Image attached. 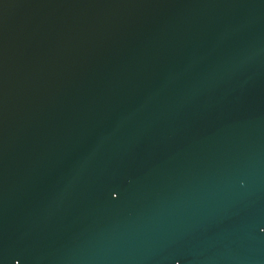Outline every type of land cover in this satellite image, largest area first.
<instances>
[{
  "label": "water",
  "instance_id": "obj_1",
  "mask_svg": "<svg viewBox=\"0 0 264 264\" xmlns=\"http://www.w3.org/2000/svg\"><path fill=\"white\" fill-rule=\"evenodd\" d=\"M0 264H264V0H0Z\"/></svg>",
  "mask_w": 264,
  "mask_h": 264
}]
</instances>
